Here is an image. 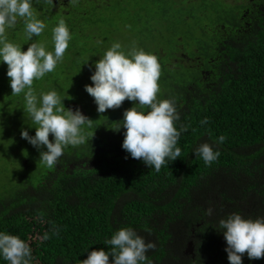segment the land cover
Listing matches in <instances>:
<instances>
[{
    "label": "trees",
    "instance_id": "16d2710c",
    "mask_svg": "<svg viewBox=\"0 0 264 264\" xmlns=\"http://www.w3.org/2000/svg\"><path fill=\"white\" fill-rule=\"evenodd\" d=\"M200 2L108 0L98 8L112 14H104L98 25L81 22L89 20V7L95 8L87 0L72 3L68 14L50 10L46 0H33V14L45 23V33L49 27L48 36L62 20L70 36H117L110 43L119 41L122 51L135 47L155 55L160 65L157 100L175 101L180 116L175 126L179 130L185 125L187 131L177 143L180 157L166 158L158 172L128 156L121 147L124 129H114L134 102L126 99L119 108L97 112L84 86L91 83L98 54L91 48L77 50L71 37L58 62L61 80L50 91L57 92L65 108H79L92 119L90 126H82L86 142L65 148L35 181L27 177L32 170L9 176L0 150L1 173L7 175L0 184V231L28 242L30 264H81L93 248L108 251L111 246L104 241L125 227L155 242V249L146 253L150 264H229L226 242L216 228L219 220L229 213L264 217V0H223L217 10H201ZM149 3L155 9L150 11ZM166 3H171L168 10ZM172 9L175 15L166 18ZM118 11L123 15L116 19L127 16L131 26L121 22L122 28L112 27ZM200 14L211 22L199 21ZM47 19L53 22L46 24ZM138 25L142 31L134 34ZM23 26L18 20L5 39L26 50L27 40H20ZM110 43H103L106 50ZM6 68L0 63V102L20 104L23 96L6 93L11 90ZM15 117L27 120L28 115L0 111L2 125ZM204 118L208 124L201 125ZM221 135L225 140L216 144ZM203 142L220 152L211 165L193 153ZM18 148L13 144L11 154ZM21 163L14 162L28 170V162ZM208 208L211 216L206 215ZM242 260L264 264V258L249 260L246 254ZM0 264L7 262L0 258Z\"/></svg>",
    "mask_w": 264,
    "mask_h": 264
},
{
    "label": "clouds",
    "instance_id": "9594fccd",
    "mask_svg": "<svg viewBox=\"0 0 264 264\" xmlns=\"http://www.w3.org/2000/svg\"><path fill=\"white\" fill-rule=\"evenodd\" d=\"M32 4L33 0H0V63L7 66L11 94L23 93L24 111L35 125L34 135L22 129L21 138L38 150L41 163L52 168L65 148L86 142L82 126H90L92 119L79 108H65L56 91L36 95L32 89L33 81L54 71L64 56L71 39L64 21H59L52 29V51L36 42L22 50L21 46L5 39L6 30L14 28L18 20L23 21L28 40L40 36L46 25L34 16ZM159 76L160 65L155 55L135 47L125 52L121 44L115 42L94 61L91 83L84 86L98 113L119 108L126 99L134 102L132 107L124 110L122 124L114 130L124 129L121 147L128 156L141 160L157 172L166 158L174 161L180 157L177 143L181 132L187 131L185 125H180L179 130L175 126V121L180 119L175 101L157 100ZM200 123L206 125L208 119L204 118ZM224 140L221 135L215 143ZM193 153L205 165H211L220 155L219 150H214L208 142L199 144ZM206 215H212L211 208L206 209ZM216 228L226 242L229 264H243L244 254L249 260L264 258V217L253 219L229 213L219 220ZM44 239H48L47 234ZM104 243L111 246L108 251L93 248L81 264H150L146 253L156 247L154 241L146 240L130 227L118 229ZM0 258L7 264H30L31 248L18 235L0 231Z\"/></svg>",
    "mask_w": 264,
    "mask_h": 264
},
{
    "label": "rangeland",
    "instance_id": "374dc122",
    "mask_svg": "<svg viewBox=\"0 0 264 264\" xmlns=\"http://www.w3.org/2000/svg\"><path fill=\"white\" fill-rule=\"evenodd\" d=\"M145 1V0H144ZM229 1H233V0H229ZM150 4V11L152 10V8L155 9L154 5ZM223 4V0H201L199 6H201V10H203L205 7H210L208 10L213 9V10H217L220 8V5ZM148 7V5H146ZM161 6V4H160ZM171 6L170 4L165 5V8ZM152 7V8H151ZM198 9V8H196ZM207 10V11H208ZM183 12L186 15H190L191 14V10H189L188 6H184L183 7ZM151 13V12H150ZM149 13V15L147 17H151V14ZM162 8L158 9L157 14L159 15V18L162 17ZM104 10L101 9H97V8H90L89 7V20H84L81 21L83 23H88V22H97L98 25H102L103 23V19L105 17H108L109 14H112V12H108L105 14L104 18L102 17L104 15ZM123 15V11H118L117 15L115 17H113L114 19H111V24L112 27L115 28H122L124 24H122L121 22L125 23L126 26H131L132 25V21H130V19H128L127 16H124L123 18L120 19H116L119 18ZM175 15V11L172 9L169 11V14L166 18L172 17ZM101 19V20H98ZM96 20V21H93ZM199 21L201 22H205V23H210L211 19L208 16H204L200 14V19ZM53 21L47 19L46 20V24H51ZM49 27L46 28V33L48 32ZM134 34L141 32L142 31V26L138 25V26H134L132 28ZM44 31H42V33L40 34V36H33L31 40L36 41V43L42 44L46 50L48 51H52L53 50V44H52V36L51 35H47ZM12 36V35H10ZM72 37V46H74L77 50H81L83 49V52L85 51V49H87V51L89 50V48L91 49H96L93 53L94 55H97L98 58L100 57V53L101 52H105L106 50V45L103 43H110V42H114L116 41V39L118 38L117 36H113V37H95V38H90L87 36H81V37H77V36H71ZM99 37V38H98ZM20 40L25 41L27 40V42L25 41L24 47H27L28 44L33 43L31 42V40H28L26 38V33L24 31V26L22 27V31L20 34ZM103 42V43H102ZM119 42V41H117ZM113 43H110V45H112ZM62 63H57L54 71L47 73L43 78L39 79V80H34L33 81V85H32V89L34 91V93L36 95H39V93L41 92H48L50 91V87H53L54 85H56V83L58 81L61 80L60 72L62 71ZM6 93L11 94V90L7 91ZM17 96H23V93H21L20 95ZM16 97V95H12L11 98ZM21 103L20 104H16V105H12V106H7L4 105L0 102V111L3 114H10V113H17V112H25L24 111V99L21 98L20 99ZM64 103V101H62ZM27 114V113H26ZM28 115V114H27ZM15 119V121H14ZM35 125H33L30 117L27 118V120H25L23 118L22 119H16L15 118H11V121L7 124L2 125L0 123V150L3 153V155H5V159H6V166H7V172L9 173V176H12L13 174L16 176L18 175H23L24 176V172L26 171V174L32 170L33 175L27 174L28 178L33 179V181H35L36 178H33L35 175H40L44 174V171L46 170L47 166L44 165L43 163H41L39 161V152L36 148H34L30 143H28L25 139L21 138V130L22 129H26L29 131L30 135H34L35 134ZM4 128L6 130V132L4 131ZM2 130H3V134H2ZM9 132H12L14 134L13 139H10L9 136L11 137V134ZM8 138V139H7ZM14 145H16L17 147H19V150H13L14 153L11 154L10 148ZM28 162V170H24L21 169L20 165L18 164H14V162ZM23 164V163H21ZM4 166V165H3ZM3 166H0V184L2 183V180H4V178L7 175H4L1 173ZM18 168V169H17ZM6 173V174H8ZM35 173V174H34ZM38 178V177H37ZM28 181L30 182V180L28 179ZM19 183V182H17ZM1 187V186H0Z\"/></svg>",
    "mask_w": 264,
    "mask_h": 264
},
{
    "label": "flooded vegetation",
    "instance_id": "af4514ba",
    "mask_svg": "<svg viewBox=\"0 0 264 264\" xmlns=\"http://www.w3.org/2000/svg\"><path fill=\"white\" fill-rule=\"evenodd\" d=\"M49 5V9L55 11L56 13L68 14L70 10L73 9V4L75 6L78 0H46ZM89 4L98 8L102 3H107L108 0H87ZM73 3V4H72Z\"/></svg>",
    "mask_w": 264,
    "mask_h": 264
}]
</instances>
